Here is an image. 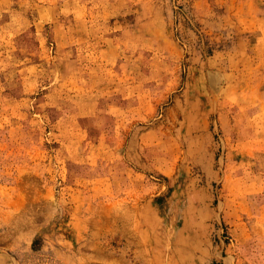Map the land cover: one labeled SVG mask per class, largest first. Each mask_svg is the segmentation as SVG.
<instances>
[{
    "label": "rangeland",
    "instance_id": "1",
    "mask_svg": "<svg viewBox=\"0 0 264 264\" xmlns=\"http://www.w3.org/2000/svg\"><path fill=\"white\" fill-rule=\"evenodd\" d=\"M0 264H264V0H0Z\"/></svg>",
    "mask_w": 264,
    "mask_h": 264
}]
</instances>
